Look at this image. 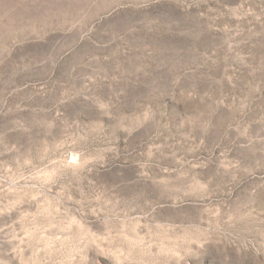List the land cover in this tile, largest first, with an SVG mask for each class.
<instances>
[{"label": "rangeland", "instance_id": "rangeland-1", "mask_svg": "<svg viewBox=\"0 0 264 264\" xmlns=\"http://www.w3.org/2000/svg\"><path fill=\"white\" fill-rule=\"evenodd\" d=\"M0 264H264V0H0Z\"/></svg>", "mask_w": 264, "mask_h": 264}]
</instances>
